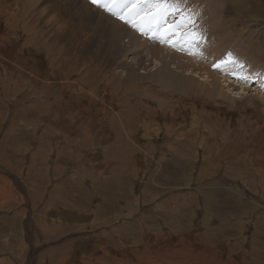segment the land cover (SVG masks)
<instances>
[{
    "label": "rangeland",
    "instance_id": "obj_1",
    "mask_svg": "<svg viewBox=\"0 0 264 264\" xmlns=\"http://www.w3.org/2000/svg\"><path fill=\"white\" fill-rule=\"evenodd\" d=\"M43 1L0 0V264H264V0H167L175 44L142 24L161 8L138 30L83 0L120 52ZM165 51L198 63L172 81ZM211 73L254 81L229 102L195 91Z\"/></svg>",
    "mask_w": 264,
    "mask_h": 264
},
{
    "label": "bare ground",
    "instance_id": "obj_2",
    "mask_svg": "<svg viewBox=\"0 0 264 264\" xmlns=\"http://www.w3.org/2000/svg\"><path fill=\"white\" fill-rule=\"evenodd\" d=\"M71 3L75 6V8L77 9V11L75 13H71L69 12V10L66 8V2L65 0H44L43 1V4L44 5H50L52 4L51 8L54 10H57L59 12V14L63 17V15L61 13H67L66 16H64L63 18L67 17V19L64 20V22L66 21L67 23V26L66 27H73L74 25H80L81 23V18H80V14H84L85 17L87 18V25L85 27V31L81 34H76L75 37L76 39H80V38H83L85 37V39L87 38V42H90L91 45H96L97 43L100 44V40L102 39H105L106 42H107V45H112L111 48L116 50V48L118 49V52L120 51H123L124 50V46L121 44V42L118 40V35L116 32H112L110 34H104L103 31H102V27L101 25L97 24V25H91V23L94 22L95 20V16L92 15V14H98V16L102 19L103 22H108V17L107 15L105 16V14H99L97 12V9L96 8H93L90 4H88L87 2L83 1V0H70ZM227 1H230V0H227ZM46 6V7H47ZM70 6V5H69ZM221 6V5H220ZM219 6V7H220ZM223 6V5H222ZM199 11H196L195 13L201 15V14H206L207 13V8L206 6L204 5V2H202L200 5H199ZM224 7V6H223ZM221 7V8H223ZM49 8V9H51ZM71 8V7H70ZM51 9V10H52ZM52 13V12H51ZM92 13V14H91ZM91 14V16H90ZM181 17H182V14L180 13ZM71 16H74V17H71ZM78 18V19H77ZM182 18H185V16H183ZM59 20V19H58ZM179 20H176L173 24L177 23ZM190 22V19H187V23ZM64 25V24H63ZM62 25V26H63ZM65 27V26H63ZM74 28V27H73ZM72 34L71 35H74V32L73 31H70ZM176 31H173L172 32V36H174V33ZM177 33V32H176ZM69 37V36H68ZM96 43H95V42ZM162 43V42H161ZM160 43V44H161ZM124 44V43H123ZM164 44V42L162 43ZM84 45V44H83ZM167 45V44H166ZM97 46V45H96ZM116 48H115V47ZM132 45H129V47L131 48ZM128 47V46H127ZM171 48V47H170ZM168 48V49H170ZM131 50V49H130ZM129 50V51H130ZM87 51V50H86ZM117 51V50H116ZM172 51V50H171ZM118 52H115V54H118ZM148 52V51H147ZM166 52V51H165ZM164 54H166L169 59H170V64L167 63L166 61H162L160 59V56L159 55H155L154 57V62H156L157 64H159V67H161V70H160V75L163 76V77H169L171 78V80L173 81L174 79V72L175 71H178L180 72L181 74L183 73L182 70H190L192 69L191 68V65L190 66H187L189 64H195V63H198V62H194L192 63V60L189 59L188 55L187 56H183L182 53H179L177 54L176 56L173 54V53H170V52H166ZM134 52H129L127 54L131 55L133 54ZM137 56V55H136ZM138 56L140 57L139 55V52H138ZM135 57L136 59L139 57ZM133 57H134V54H133ZM140 61L143 62L142 59H139ZM139 61V62H140ZM173 65L172 68H170V66ZM145 67H149V66H146ZM133 68V69H132ZM123 69V67H122ZM127 70H129L130 72H134L135 70H138L139 68H135L134 66H127L126 67ZM204 70V68H203ZM122 72V71H121ZM123 73V72H122ZM194 73V70H192L190 72V75ZM129 75V74H128ZM121 76V75H120ZM222 78H224V81H226V83L228 84L227 87H224L223 85H221L219 83V77H218V74L216 73H211L210 76H209V82L207 84H201V83H194V86H195V91L196 92H199V93H204L203 91L205 90V93L206 95L210 96L211 98L213 99H216L218 97H220V99L224 100L225 98L224 97H227V100L230 102L233 100L234 97L236 98H239L240 95H243L245 92H248L249 91V84L251 82L254 81L253 78H248V79H243L242 77H239V76H236L234 74H228L227 77L226 76H222ZM177 81L180 82H183V85H182V89L181 90H185L187 93H193L192 91H190L191 89L190 86H191V81L189 80V78H185V77H182V78H179ZM192 81L194 82V80L192 79ZM204 81V80H202ZM174 83V82H173ZM175 85V84H174ZM255 87H254V90L255 92H258L260 90H263V86H264V80L263 79H258L256 80V84H254ZM262 86V87H261ZM202 89V92H200L198 89ZM204 89V90H203ZM237 91L238 93H235L234 96H231L230 93H228L229 91ZM257 90V91H256ZM241 92V93H240ZM259 94V92H258ZM264 95V92L262 93ZM264 97V96H263ZM40 105V104H39ZM46 106V105H45ZM51 107V106H50ZM165 106H162V104H160V109L159 110H154V112H160L161 110H165ZM50 109V108H49ZM164 112V111H162ZM148 116L151 115V113L147 112L146 113ZM164 115V114H163ZM117 119V118H116ZM120 119V118H119ZM115 123V122H114ZM86 134V133H85ZM90 134V133H89ZM88 135V134H87ZM91 141V140H90ZM192 165V164H191ZM187 166V165H186ZM185 166V167H186ZM188 167V166H187ZM192 167V166H190ZM184 168V167H183ZM185 169V168H184ZM183 169V170H184ZM188 169V168H186ZM193 169V167H192ZM204 171V169L202 170ZM205 172V171H204ZM215 172V171H214ZM202 175L204 173L200 172ZM191 175V179L194 177V175L196 174V172L192 171L190 172ZM215 173L211 174V177L214 175ZM208 175V174H207ZM207 178V177H206ZM209 178V177H208ZM210 180V179H209ZM217 181V179H215ZM207 181V180H206ZM200 182V181H199ZM208 182V181H207ZM191 184V183H190ZM206 184V183H205ZM204 184V185H205ZM210 184V183H209ZM212 185V184H211ZM201 189V188H200ZM197 190V189H196Z\"/></svg>",
    "mask_w": 264,
    "mask_h": 264
},
{
    "label": "snow or ice",
    "instance_id": "obj_3",
    "mask_svg": "<svg viewBox=\"0 0 264 264\" xmlns=\"http://www.w3.org/2000/svg\"><path fill=\"white\" fill-rule=\"evenodd\" d=\"M92 2L98 7L110 11L113 16L124 19L125 23L138 27V30H141L140 27L135 25L133 22L141 15V13L146 12L150 8L163 9L158 14H155L147 20L142 21V24L146 25L147 31H151L153 24H158V22L163 19L164 15L168 13L173 7H175V5L168 4L167 0H150V2L144 3L143 6L132 15L125 18L123 17V11L129 7H132L137 2V0H121V2L116 4L113 8H109V5L112 4L113 0H92ZM189 35L193 34L190 33Z\"/></svg>",
    "mask_w": 264,
    "mask_h": 264
}]
</instances>
